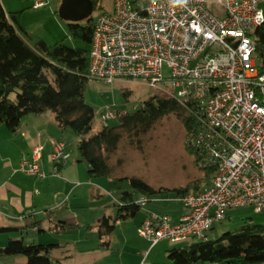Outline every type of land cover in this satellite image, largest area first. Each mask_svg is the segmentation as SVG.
Listing matches in <instances>:
<instances>
[{"label": "built area", "instance_id": "2783aa9c", "mask_svg": "<svg viewBox=\"0 0 264 264\" xmlns=\"http://www.w3.org/2000/svg\"><path fill=\"white\" fill-rule=\"evenodd\" d=\"M46 6L37 0L34 9ZM262 27L264 0H114L113 10L95 23L91 79L142 81L201 103L203 125L193 135V146L205 166L216 168L214 178L198 193L166 200L187 211L178 221L150 214L138 234L152 246L208 240L214 226L235 210L264 214V73L252 37ZM164 66L170 77L162 74ZM117 118L109 107L102 113L106 126ZM42 152L37 143L23 158L21 171L47 178ZM68 157L67 144L56 143L53 175H60ZM147 202L136 203L144 207Z\"/></svg>", "mask_w": 264, "mask_h": 264}, {"label": "trees", "instance_id": "16d2710c", "mask_svg": "<svg viewBox=\"0 0 264 264\" xmlns=\"http://www.w3.org/2000/svg\"><path fill=\"white\" fill-rule=\"evenodd\" d=\"M91 1L94 12L104 9V0ZM94 28L92 17L83 23H69L70 37L88 46V49H73L64 43L50 45L40 36L28 32L20 13H9L0 0V126L16 134L25 117L51 113L62 131L70 129L76 134L80 160L89 166L90 178L113 179L111 191L117 199L114 206L118 208V219L104 217L96 227L105 244L117 220L131 217L140 210L135 201L136 195L150 198L198 193L211 185L216 168L205 166L199 150L193 146V135L203 125L201 103L195 99L153 96L135 112H118L116 125H103L95 130L96 112L84 97L90 80ZM252 37L257 47L259 69L264 73V27L256 30ZM130 95L131 92L126 89L124 97L128 99ZM168 116H176L183 125L187 136L185 150L194 159L202 177L173 189H157L137 177L113 178L111 160L121 142L126 139L135 146L140 142L139 138ZM202 183H205L204 188ZM47 218L44 217L40 224ZM248 221L218 239L173 248L168 251V258L174 264H264V226L255 224L251 219ZM37 224L39 222L29 225ZM71 228L65 222H58L52 223L50 231L61 234ZM17 229L20 228H0V234ZM61 248L57 244H27L23 239H10L5 247L0 248V259L20 256L26 264H62V259L56 256Z\"/></svg>", "mask_w": 264, "mask_h": 264}, {"label": "crops", "instance_id": "0c3cea01", "mask_svg": "<svg viewBox=\"0 0 264 264\" xmlns=\"http://www.w3.org/2000/svg\"><path fill=\"white\" fill-rule=\"evenodd\" d=\"M62 141L67 144L69 157L56 176L51 154L55 144ZM69 141L77 145L75 151ZM37 143L43 145L41 164L48 175L43 180L20 169L23 158L31 156ZM77 149L78 137L76 139L68 130L62 131L51 113L25 117L16 134L0 126V228H20L13 231L15 235L1 233L0 248L10 239L21 237L27 244L61 245L56 256L62 259V264H166L164 256H168L171 249L161 245L169 241L152 246L139 236L138 229L150 214L168 215V211H173L175 215L169 216L176 222L187 211L165 201L163 195L154 198L157 204H146L135 215L117 220L108 242L103 244L96 227L104 217L118 218L106 203L104 186L90 178L89 166L80 160ZM142 198L147 197L141 196L135 201ZM50 212L53 213L48 215ZM46 216L48 218L40 224ZM34 222L39 224L29 225ZM58 222L72 228L61 234L51 232L52 223ZM29 234H33L30 239ZM0 264L26 262L19 256L0 259Z\"/></svg>", "mask_w": 264, "mask_h": 264}, {"label": "rangeland", "instance_id": "374dc122", "mask_svg": "<svg viewBox=\"0 0 264 264\" xmlns=\"http://www.w3.org/2000/svg\"><path fill=\"white\" fill-rule=\"evenodd\" d=\"M5 8L9 13H20L23 26L28 32L37 34L50 45L64 43L69 48L89 47L80 41L73 39L69 35V23L60 19L58 10L62 0H42L47 2V6L34 9V0H2ZM103 10H97L93 13L92 18L96 21L103 12H111L114 7V0H104L102 2ZM213 8L220 11L219 6L214 3ZM259 66V61L257 63ZM164 77H170V70L167 66L162 69ZM129 90L131 95L128 99L124 97V91ZM170 89L167 87L153 88L149 84L142 81H117L113 84H107L95 79L89 80L85 90V101L93 107L96 112L94 123L95 130L106 126L102 120V113L109 107L117 115L120 111L135 112L142 108L145 101L157 95H170ZM119 117L117 118V122ZM117 122L111 121L110 125H116ZM68 133L72 134L76 139V134L68 129ZM140 142L135 146L125 139L121 142L118 152L112 157L111 166L113 168V178L120 177H137L154 188H168L185 186L190 182L199 180L202 173L194 164V159L186 152L185 143L187 136L183 125L176 116H168L162 119L147 135L142 136ZM71 142V141H69ZM73 151L76 150L75 143L71 142ZM79 155L78 149L76 151ZM113 179L96 178L95 183L104 186L106 195V203L110 206V210L115 216L118 215V208L112 204L117 201L111 193V184ZM205 187V183L201 184ZM161 195L152 196L147 199V205H155L154 198ZM165 201L173 196L163 195ZM140 195H136V199H140ZM170 206L169 203H165ZM164 204V206H166ZM177 206L178 204H174ZM178 207H181L178 205ZM177 208V207H176ZM143 208L142 210H144ZM175 215L173 211H168V215ZM175 217V216H174ZM177 218V217H175ZM251 219L255 224L264 226V214L257 213L253 209L243 208L232 211L228 214L227 219L217 223L209 232V239H218L224 233L233 232ZM2 235H15L13 231L3 233ZM33 234H29L27 238H31ZM17 240L18 238H12ZM21 239V237L19 238ZM29 241V240H28ZM193 240L180 243L166 242L161 246L173 248H184L189 246ZM8 244V242H7ZM160 246V247H161ZM166 264H174L164 256ZM165 264V263H161Z\"/></svg>", "mask_w": 264, "mask_h": 264}, {"label": "water", "instance_id": "95a60500", "mask_svg": "<svg viewBox=\"0 0 264 264\" xmlns=\"http://www.w3.org/2000/svg\"><path fill=\"white\" fill-rule=\"evenodd\" d=\"M94 13L91 0H62L58 15L67 23H83L89 21Z\"/></svg>", "mask_w": 264, "mask_h": 264}, {"label": "bare ground", "instance_id": "6f19581e", "mask_svg": "<svg viewBox=\"0 0 264 264\" xmlns=\"http://www.w3.org/2000/svg\"><path fill=\"white\" fill-rule=\"evenodd\" d=\"M99 22V18L95 21V23H98ZM201 241H205V240H201Z\"/></svg>", "mask_w": 264, "mask_h": 264}, {"label": "clouds", "instance_id": "9594fccd", "mask_svg": "<svg viewBox=\"0 0 264 264\" xmlns=\"http://www.w3.org/2000/svg\"><path fill=\"white\" fill-rule=\"evenodd\" d=\"M172 2H173V3H177V2H178V0H172Z\"/></svg>", "mask_w": 264, "mask_h": 264}]
</instances>
